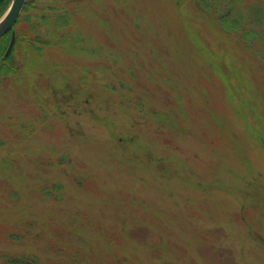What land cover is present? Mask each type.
Returning <instances> with one entry per match:
<instances>
[{
    "label": "rangeland",
    "instance_id": "1",
    "mask_svg": "<svg viewBox=\"0 0 264 264\" xmlns=\"http://www.w3.org/2000/svg\"><path fill=\"white\" fill-rule=\"evenodd\" d=\"M209 1L249 17L258 0ZM49 7L73 13L49 31L70 45L17 51L0 79V264H264L256 45L195 0Z\"/></svg>",
    "mask_w": 264,
    "mask_h": 264
},
{
    "label": "trees",
    "instance_id": "2",
    "mask_svg": "<svg viewBox=\"0 0 264 264\" xmlns=\"http://www.w3.org/2000/svg\"><path fill=\"white\" fill-rule=\"evenodd\" d=\"M209 0H195V2L206 9L208 12H215L213 14L216 17L213 19L227 31H233L241 33L240 37L247 47H251L253 44L256 45L254 52L264 60V4L258 1L248 3V6H253L252 13L249 17L241 15L239 12H232V7H227L224 10H215ZM231 1V0H230ZM243 0L232 1L235 5L236 2ZM245 1V0H244ZM12 0H0V17L10 6ZM40 0H27L22 10V13L14 25L11 32L5 34L0 38V79L1 75H8V73H18L20 70V64L16 62V52H22L21 50L31 51L34 53L41 54L44 46L55 44L53 39L59 40L65 47H68L71 43V35L63 38L58 36H50L49 31H58L59 29H68L67 26L72 22L71 17L73 13L67 10H61L57 7H49V11L41 12L40 14L35 13L39 7ZM210 9H213L212 11ZM53 10H55L53 12ZM217 12V13H216ZM52 26V29H51ZM16 34V40L14 47L9 55H6V51L9 47L12 32ZM247 32V34H246ZM67 41H70L68 46ZM253 47V46H252ZM21 54V53H20ZM21 62V61H20ZM4 73V74H3ZM264 76V73L262 74ZM55 191H59L62 185L55 183L53 186ZM45 194L50 195L52 190L45 187ZM58 197H61L59 194ZM12 239L20 241L23 237L19 232L11 235ZM117 262L113 264H135L130 258L127 257H115ZM120 259V260H119ZM3 264H46L44 260L40 258L38 254H27V255H6L4 257Z\"/></svg>",
    "mask_w": 264,
    "mask_h": 264
},
{
    "label": "water",
    "instance_id": "3",
    "mask_svg": "<svg viewBox=\"0 0 264 264\" xmlns=\"http://www.w3.org/2000/svg\"><path fill=\"white\" fill-rule=\"evenodd\" d=\"M27 0H12L10 6L5 11V13L0 17V38L10 32L17 20L20 17V14L26 4ZM16 34L13 31L9 47L6 51V55H9L15 44Z\"/></svg>",
    "mask_w": 264,
    "mask_h": 264
}]
</instances>
